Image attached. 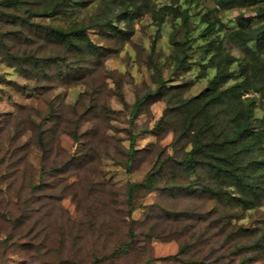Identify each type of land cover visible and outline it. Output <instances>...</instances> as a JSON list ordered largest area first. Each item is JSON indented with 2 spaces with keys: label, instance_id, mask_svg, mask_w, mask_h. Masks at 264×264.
Listing matches in <instances>:
<instances>
[{
  "label": "rangeland",
  "instance_id": "obj_1",
  "mask_svg": "<svg viewBox=\"0 0 264 264\" xmlns=\"http://www.w3.org/2000/svg\"><path fill=\"white\" fill-rule=\"evenodd\" d=\"M261 1L264 0L221 9L213 0H66L58 5L55 15L29 18L40 25L67 28L82 23L88 27V35L100 49L94 55L66 54L64 60L63 47L43 38L39 31L43 28H25L24 33L34 40L30 39L26 46L11 22V15L24 14L29 6L38 9L53 4L54 0H23L15 8L0 6V33L9 43L54 58L47 66L49 76H40L39 80L38 76L23 74L0 60V264H91L93 253L101 257L97 264H185L171 256L177 251V240L139 235L140 230L149 229L150 223L160 219L162 227L169 221L165 216L157 217L162 211L158 202L176 210L202 206L203 200L183 195L178 189L140 194L137 203L155 205L152 219L143 220L144 208L133 210L138 238L128 252L108 256L127 229V221L123 222V215L117 211L123 207L126 183L143 179L157 159L172 153L178 157L181 153V143L176 141L172 129L157 133L155 122L167 106L163 100L145 103L131 128L127 122L129 113L137 97L155 88L156 70L167 85L184 87V97L202 92L207 78L214 73L208 64L218 59L210 60L204 52L205 42L199 35L205 27L212 31L211 37L218 35L221 40V55L242 59L245 51L231 33L237 28V16H252ZM184 8L191 15L192 63L188 70L181 71L174 68L173 40L182 38L184 29L177 10ZM207 11L212 24L208 26L197 14ZM107 19L121 32L129 30V38L104 34L97 24ZM236 63L230 69H235ZM240 99L254 102L255 116L262 115L258 93L242 91ZM79 121H83L79 133L89 132L81 134L77 147L83 141L96 147L91 153L92 161L51 176L48 166H64L74 147L72 138L60 132L62 127H74ZM37 123L54 129L45 153L33 142ZM15 128L21 137L13 139ZM129 131L135 136L134 148L138 152L127 171L122 162ZM41 166L47 186L37 198L30 196L28 186L32 178L36 180ZM205 208L215 209L218 214L222 210L213 201L207 202ZM240 214V209L232 211L231 222L250 230L247 240L253 242L264 234V203L246 209L237 219ZM13 215L22 221L9 222ZM170 224L172 230L173 222ZM248 256L251 255L247 253ZM233 259L235 264H248L241 256ZM250 264H264V257Z\"/></svg>",
  "mask_w": 264,
  "mask_h": 264
},
{
  "label": "trees",
  "instance_id": "obj_2",
  "mask_svg": "<svg viewBox=\"0 0 264 264\" xmlns=\"http://www.w3.org/2000/svg\"><path fill=\"white\" fill-rule=\"evenodd\" d=\"M66 0H54L53 4L37 7L29 6L24 14L11 15L12 24L17 26L22 40L28 45L29 36L24 33L25 28L36 26L43 28L42 37L60 44L65 55H94L100 45L90 38L87 26L74 23L64 28L59 25H40L32 23V16H52L58 13V5ZM216 8L228 9L234 6L247 5L250 0H213ZM23 0H0V6L15 8ZM134 8H137L135 6ZM129 14L135 11H127ZM184 32L181 39H174L175 48L174 68L186 71L192 63L189 50V17L187 8L177 10ZM125 16V12H123ZM199 20L211 24L210 11L197 13ZM122 15H118V18ZM131 16V15H129ZM127 17H122V19ZM104 34H115L116 37L128 39L129 30L121 32L112 21L104 20L97 24ZM212 25V24H211ZM237 28L231 33L244 49L245 55L239 61L227 53L220 54L221 40L218 35L212 36L209 27H205L199 35L204 40V52L208 59L218 57L216 61L208 64L214 68V73L207 78L206 87L195 96L184 97V87L167 85L161 72L156 70V86L153 90L137 97L127 120L130 128L139 110L145 103L163 100L167 105L163 113L155 122L157 133H163L166 128L172 129L177 142L181 143V153L176 157L173 153L154 161L151 169L139 181L127 182L123 193V207L118 208L123 215L122 221H127L125 236L119 240L116 247L108 253L113 257L119 252H128L136 238L132 217L136 208H144L145 222L152 219L151 212L154 204L143 205L138 202L140 194L153 190L172 191L178 189L183 195L196 200H203L202 206L182 208L162 205L158 218L165 216L163 223H150L149 229L140 230L139 235L152 238L157 237L163 241L177 240V251L171 256L178 258L185 264H235L234 256L245 258L250 264L264 257V234L255 241L250 242L247 236L250 230L242 225L236 226L231 222L232 211L240 209L242 212L248 208L264 203V1L255 6L252 16L238 15ZM108 37V36H107ZM34 41V40H32ZM26 46L24 48H26ZM70 55V56H71ZM0 60L9 66L16 67L23 74L49 76L47 66L54 60L52 56L40 55L37 50L23 49L9 43L0 33ZM236 63L235 69L230 66ZM229 81H233L229 83ZM258 93L262 101V115L255 116L256 105L249 101L245 103L240 99L242 91ZM221 113V115H219ZM58 116L57 114H54ZM82 122L71 127L64 125L61 133L68 134L74 143L73 150L62 167H50V175L64 174L66 170L83 167L92 161L91 153L96 147L83 141L78 145ZM233 127L230 128V126ZM39 123L33 128V142L39 150L47 152L49 138L53 134L52 128H41ZM21 137V132L15 128L13 139ZM135 136L129 131L128 147L125 150L122 166L129 171L134 160L137 148H134ZM44 168L37 171L36 180L32 178L29 183L30 196L39 197L45 186L43 178ZM101 190V189H100ZM169 194H174L169 192ZM215 202L222 207L218 214L215 209L205 208L207 202ZM200 207H203L200 209ZM150 212V213H149ZM156 216V213H154ZM23 216L29 217L28 214ZM22 221L13 215L9 222ZM199 221V224H198ZM173 222L172 230L169 229ZM177 225V226H176ZM154 228V232H152ZM213 230V231H211ZM165 236H163V235ZM215 245H217L215 247ZM220 251V252H218ZM251 256L246 257V254ZM234 255V256H233ZM101 257L93 253L91 264H97ZM244 264V263H243Z\"/></svg>",
  "mask_w": 264,
  "mask_h": 264
}]
</instances>
